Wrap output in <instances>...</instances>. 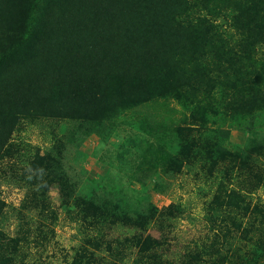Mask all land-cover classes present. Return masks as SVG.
<instances>
[{
    "label": "trees",
    "instance_id": "obj_1",
    "mask_svg": "<svg viewBox=\"0 0 264 264\" xmlns=\"http://www.w3.org/2000/svg\"><path fill=\"white\" fill-rule=\"evenodd\" d=\"M213 13L215 26L208 19ZM235 61L253 69L261 84L251 82L252 89L264 92V0H0V186L3 169L29 170L21 162L26 155L10 158L6 149L23 119L48 121L51 132H61V153L45 157L49 168L9 175L24 190L12 206L16 235L2 231L11 204L0 189V264L23 263L15 248L28 243L20 234L48 238L58 213L77 222L81 235L67 264H120L115 245H138L135 264H209L214 247L225 261L229 253L242 264H259L264 206L250 191L264 181V138L257 139L264 109L233 107L246 99L226 75V65L235 67ZM123 125L133 128L135 150L105 157L109 188L90 178L79 186L69 148L92 135L105 140ZM233 131L246 141H232ZM125 157L131 158L130 176L113 171ZM224 159L223 180L203 207L206 238L176 251L167 232L180 206L155 215L149 197L126 187L137 180L148 184L144 189L164 191L176 176L220 167ZM230 178L238 183L230 186ZM52 187L58 209L50 201Z\"/></svg>",
    "mask_w": 264,
    "mask_h": 264
},
{
    "label": "rangeland",
    "instance_id": "obj_2",
    "mask_svg": "<svg viewBox=\"0 0 264 264\" xmlns=\"http://www.w3.org/2000/svg\"><path fill=\"white\" fill-rule=\"evenodd\" d=\"M216 18V15L213 13L208 17L209 23L215 21ZM217 22L218 21L214 22V26ZM226 69V75L240 85L246 98L237 103L233 101V107H237L240 112H261L264 109V92L252 89L253 84H261L253 69L250 71L245 67L242 68L237 61H235V67L227 64ZM251 82L253 84H251ZM253 96H256L260 102L254 103V100H251ZM172 105L178 108L175 102H173ZM175 115L180 116V113H175L174 116ZM52 122H54V120H52ZM48 126V121L45 120L37 121L23 119L22 125L10 135L7 142L6 149H9L11 153L10 158L17 157L19 154L26 155L22 157L23 161L21 162L25 163L29 168V170L17 169L12 171L3 169L2 172V176L5 177L0 186L1 196L8 205L11 204L6 208L9 218L4 222V226H1L2 231H5L7 235H16L19 233L17 224L18 219L12 214V206H18L24 196V190L17 187V185L12 182L13 180H11L9 175L14 173L12 177L16 179L17 175L33 174L37 169L43 170L45 167L49 168V164L47 165L44 162L45 157L50 156V154L47 153L49 151L56 152L57 154L61 153L60 150L56 149L57 139L61 137V132H56L57 134H55L50 131L53 128H49ZM232 133L230 137L232 141H246L244 136L240 135V133H235L234 131ZM257 133V139L262 140L264 138V127L257 130ZM134 135L133 128L130 127V125H123V128L114 131L111 136L105 140L98 138L96 135H92L82 140L79 147L69 148L71 154L69 165L72 168L71 172L78 180L79 186H82L85 180L90 178L95 180L96 184H99V182H101V184L103 183L99 188L101 189L102 187L107 190L113 178L111 175L106 174L107 169L105 164L107 160L105 157L114 156L115 159L120 155H125L127 152L129 153L135 150V142L131 144ZM141 151L142 149L138 141L136 152L139 155ZM256 155L259 160L263 159L262 155L258 153H256ZM118 160L119 159H117V163L113 165V171L115 173L120 172L123 176H130L132 174L129 166L131 158L125 157L120 163H118ZM256 161L257 160H254V162ZM227 162V159H224L220 167H214L212 169H208V166H205L204 169L194 167V169L186 171L185 174L176 176L167 181L170 185L164 188V191L150 190L149 188L144 189L143 186L147 185L146 187H149L148 184H141L137 180H133V182L126 187V191L129 194H134L136 197H149V200L155 207V215L158 214L161 208L178 204L180 206V213L179 216L174 219V226H172L173 231L167 232V243H174L177 249L176 251H178L184 243L193 247L194 243H200L202 241L200 238H206L205 228L202 225L204 221L202 218L203 207L216 194V186L223 180V173L219 169H224ZM25 168L27 167L25 166ZM48 168L47 171H49ZM234 169L233 174L237 171V168ZM230 179L232 182H228V184L230 186H235L233 181L237 182V179ZM221 186H223L227 192H231L232 190V187L227 186L226 182ZM250 192L252 198L255 199L259 197L262 206H264V181L262 187L251 190ZM64 196H66V193H64ZM49 197L52 205L58 209L59 194L56 188L52 187L49 190ZM184 207L186 208V212L184 211ZM32 219L34 222L39 220L37 217H32ZM244 221L245 220H243V222ZM75 224H77V222H71L64 213H58L57 223L55 225L50 224V230L46 229L48 238L41 239L38 237L34 240L32 237L31 239L28 238L29 235L20 234L19 240L21 243L28 244L23 245L22 248H15L17 256L20 254L24 256L23 263L18 262L17 264H67L71 257H73L79 245V237L81 236L76 233L77 228ZM149 232L154 236L159 234L155 228H151ZM130 248L131 249L125 245H115V255L122 258L118 261L120 264H135L134 258L137 257L139 246L134 245ZM126 249H128V251ZM182 252L183 251H181V253ZM181 253L178 254L180 255ZM214 253L215 254H213V252L211 253L212 260L209 261V264H242L240 262V257L236 260V255L225 253L227 259L225 261V259L218 254L215 247ZM22 255L19 256V259ZM106 256L112 258L111 253L106 254ZM259 264H264V258L259 260Z\"/></svg>",
    "mask_w": 264,
    "mask_h": 264
}]
</instances>
